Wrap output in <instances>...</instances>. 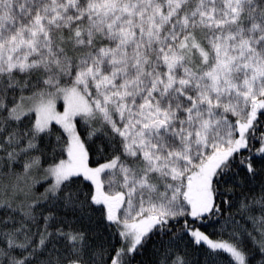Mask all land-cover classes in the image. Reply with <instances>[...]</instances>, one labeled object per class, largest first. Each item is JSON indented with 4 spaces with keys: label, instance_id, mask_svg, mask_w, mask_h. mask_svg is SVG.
<instances>
[{
    "label": "snow or ice",
    "instance_id": "obj_1",
    "mask_svg": "<svg viewBox=\"0 0 264 264\" xmlns=\"http://www.w3.org/2000/svg\"><path fill=\"white\" fill-rule=\"evenodd\" d=\"M0 264H264V0H0Z\"/></svg>",
    "mask_w": 264,
    "mask_h": 264
}]
</instances>
